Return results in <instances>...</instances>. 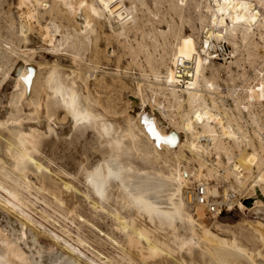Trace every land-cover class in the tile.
I'll return each instance as SVG.
<instances>
[{
  "label": "bare ground",
  "instance_id": "obj_1",
  "mask_svg": "<svg viewBox=\"0 0 264 264\" xmlns=\"http://www.w3.org/2000/svg\"><path fill=\"white\" fill-rule=\"evenodd\" d=\"M151 4L155 11L149 9ZM185 7L193 10L195 19ZM17 8L18 27L3 29L8 33L5 38L0 33V264H76L83 254L65 241L62 250L76 254L77 260L62 250L42 252L36 236L25 228L26 222L32 224L26 210L33 206L26 203L23 191L55 213L71 221L82 218V224L98 230L93 215L83 216L76 200H86L95 217H109L111 230L121 238H111L119 253L108 264H264V130L259 116L248 118L250 108L264 101V86L231 88L233 107L218 95L221 110L214 100L217 96L212 97L216 88L212 84L222 74L231 77V65L240 69L236 58L240 47L242 63L246 60L251 67L260 57L256 50L258 41H264V0H18ZM138 8L153 18L145 21L155 30L152 39H161L151 45L161 47L169 60L179 59L177 72L165 65L164 57L151 58L143 37L136 42L141 28V15L134 14ZM24 19L32 20L26 24ZM195 21L205 30L200 46L193 37ZM162 23L166 32L153 27ZM184 24L191 35L183 34ZM113 41L120 51L118 61L128 57L132 65L143 54L160 88L148 95L146 86L143 91L137 85L120 111L115 109L117 75L90 74L98 69L100 58L107 64L115 57V50L108 49ZM101 42L104 51L99 49ZM225 42L235 58L227 67L215 63L214 49ZM36 43L55 59L36 55L32 49ZM86 57L91 66L83 65ZM161 65L164 83L159 77ZM244 109L250 113L246 120H251L252 136L248 128L247 133L244 130ZM47 142L50 155L43 157ZM59 144L65 153H80L73 172L51 165ZM212 152L218 157L208 163ZM220 155L229 163L225 170L214 165L220 164ZM230 180L235 190L256 198L249 210L255 226L239 227L234 233L241 241L239 249L234 241L215 244L209 234L204 239L196 233L194 224L200 221L202 208L192 203L188 189H200L201 200L211 184ZM211 194L217 190L212 188ZM193 212L201 216L196 222ZM202 231L201 235L206 233ZM99 263L87 257L82 264Z\"/></svg>",
  "mask_w": 264,
  "mask_h": 264
},
{
  "label": "rangeland",
  "instance_id": "obj_2",
  "mask_svg": "<svg viewBox=\"0 0 264 264\" xmlns=\"http://www.w3.org/2000/svg\"><path fill=\"white\" fill-rule=\"evenodd\" d=\"M202 3H203V1H202ZM17 4H18V0H0V33H1V36H3L4 38H5V36H7L6 34H8L7 33L8 31L15 30L16 27H18L17 26L18 23H19V21H18L19 20V14L18 13L20 11L17 8ZM126 5L128 6V3ZM165 6H166L165 3L161 6L160 15L162 14L161 11H163L165 9ZM142 9H145V8H138V11H136L134 13L136 16L138 14V16H137L138 18H139V15H141L139 19H141L140 20L141 21L140 22V26L142 28V29L140 28L139 33L138 32L136 33V37H137L136 38V42H138V43L141 42L140 40L143 37V41L148 46L147 49H149L148 53L150 54L151 58L154 59V60H158V59H160V56L164 57V61L166 63L165 65H167V66L169 65V67L172 68L173 71L177 72L178 68H177L176 65L178 64V60L179 59L177 57H172L171 58V60H173V62H172L171 60H169L168 56H165L163 54V50L161 49V47L155 48L156 46H152L153 44L155 45L156 41H158V43H161V39L159 40L157 38L156 41H155V39H152L153 36H155L154 35L155 30H154V28H152L151 24L145 23V21L147 19H150L151 16L147 15L148 13L145 10H142ZM149 9L151 11H155L154 6L152 4L149 6ZM184 10L188 14V16H192V19H195V13L193 12L192 9H190V7H188V8L185 7ZM189 11H190V13H188ZM260 11L262 12L263 9H260ZM187 14L184 13V15H187ZM151 19L153 20V18H151ZM154 19L156 20L157 18H154ZM25 20L26 19H24V22L27 21L26 24L27 23L30 24V20H32V19H30V20L28 19L26 21ZM174 20L178 24L180 23V21L178 20L177 17H175ZM31 24H33V22ZM104 27H103V30H105L104 32L108 33L109 29H108L107 25H105ZM153 27H156L157 29H159V31L161 30V31H165L166 32L168 30L167 26L164 23L159 24V25L155 24ZM194 28L195 29H193L194 30L193 31V34H194L193 37L197 41L198 46H200V43H201V41L203 40V37H204L203 33H204L205 30L203 29L201 23L199 25L197 21L194 22ZM3 29H5L7 32L5 30L3 31ZM106 29H108V30L106 31ZM142 34H145V35L141 36ZM183 34L185 36H188V35L192 34V31L188 27L187 24H184ZM146 38L148 39V41L146 40ZM128 39H129V42L131 41L134 46L136 45V42L133 41L131 34H129ZM151 39L153 41H151ZM256 39L258 41V38H256ZM259 41H258V43H259L260 46L258 45L259 47L257 48L256 51L260 52L258 54V56H260V57L257 56L258 59H256V61L254 60V62L252 63L253 65L251 67H250L251 64L248 61L246 62V60H245V63H242L244 61L245 57L244 58L242 57L243 60H241L242 58H240V57H241V53H242V48L240 47V51L237 53V55L238 54L239 55L236 56V58L239 57L240 62H241V63L239 62L241 64L240 65V69H236L235 65H231L232 66L231 69H234L233 74L231 76L232 79H231V77H226L225 74L224 75L222 74L221 78L218 79L217 81H215L216 85L212 84L213 87H216L212 97L214 98L215 96H217L216 97L217 99L214 98V100L217 102V105L220 107V110L222 109V107H221L222 103L219 101L220 99L218 100V95H219V97L221 96V98L226 101V105H229V106L231 105L233 107L232 100H231L232 98L230 96L231 95V91H232L231 88H233L235 86H242V85L243 86L247 85V86H250V87H253V88H256V87L257 88H261V86L262 87L264 86V74H263L264 73V63H263V61H264L263 57L264 56H261V54L264 55V46L262 47V44L264 45V41H262V40H261L262 42L261 41L259 42ZM170 42L172 44H175V42H176L175 38H170ZM37 44H39V43H36V45H34L32 47V49L35 51V54L37 53L36 55H43V57L45 56L46 60H48V61H50L52 59L53 60L55 59L54 55L52 56V53L49 51V49H47V48L45 49L44 47L42 49L40 47V45L38 47ZM221 46H222L221 48L217 47L216 49H214L215 51H217L216 55H218L216 57V59H215L216 60L215 63L217 65H222L224 67H227V66H229L230 63L235 61V58H233L230 55L233 50H232V47L230 45H228L226 42L222 43ZM104 48H105V45L103 44V42H101L100 45H99L100 51H104ZM108 49H109V52H112L111 50H113V49L115 50V57L111 58V60L109 61V63L107 62V64H106V60L103 59V61H102V59L100 58V64L98 65V69L93 70L94 72L90 71V74L92 73L94 75H97L98 73L99 74L103 73V75H107V74H115V75H117L115 77L117 79V81L115 79V84H116L115 85V109L116 110L120 111L121 108L123 109L125 107L126 100L128 99L129 95L130 96L133 95V93L136 91L135 87H137V85L141 86V89L143 91H145V89H146V91L148 90L146 92L148 95L151 94L150 91H152L153 89L154 90L160 89L156 85L154 79H152L153 77H151L152 73L150 72L149 68L147 67V65L145 63V60H144L145 58H144L143 54H138L139 55V56L137 55L138 58L137 57L135 58V62L136 63L130 65L128 63L129 62L128 57H121L119 59V61L117 60V56L120 55V51L118 49V44L116 42H114V41L111 42V44L109 45ZM155 50H157V51H155ZM38 52L39 53L41 52V53L39 54ZM84 60H86V61H84ZM261 61H262V63H261ZM83 63H85L83 65H90V66L92 65L89 62V58L88 57L83 59ZM188 65L191 67L192 63L189 62ZM158 69H159L158 71L160 73L159 77H160V79H162V81L164 83V79L163 78L165 77V71H164L165 67L163 65H161V66H159ZM125 73H127V74H125ZM141 73L142 74L144 73L145 76L142 75ZM234 73H237L239 75H237V74L234 75ZM118 77H119V80H118ZM97 78L100 79L99 76H97ZM152 80H153V82H152ZM219 80H220V84H219ZM119 81H121L120 82L121 84L119 83ZM143 81H144V84H143ZM134 83H137V84L135 85ZM139 83H141V84H139ZM217 83H218V85H217ZM231 83H233V84H231ZM92 84L93 85L95 84V80H94V77L91 76L89 78V85L93 86ZM123 85H125L126 88L122 87ZM145 86H146V88H145ZM133 87L135 88L134 90H133ZM161 89L164 90L166 88L162 87ZM236 90H239V88H236ZM229 91H230V93H228ZM223 96H224V98H223ZM225 96H227V97H225ZM157 99L163 100L160 97H157ZM256 106L257 105H254L255 108L254 107L250 108L251 111H252L251 115H250V113L247 114L248 113V109L247 110L246 109L243 110V112H244L243 115H244V118H245L244 119L245 122L242 121V123L243 124H245L246 122H247V124L249 123L248 125L246 124L244 126V130L247 129V128L249 130H250V128L252 129V127L250 125L251 116H255L256 118L259 116L261 118L260 119L258 117L257 120H258L259 125L261 126V128L264 130V126H263L264 125V101L262 102L261 106H257V108H256ZM253 112H254V114H253ZM246 114H247V116L250 115V116H248V118H250V119L246 120L247 119ZM248 129L245 130L246 133H247ZM251 133H252V130L248 131V135L252 136ZM90 137H91V134H89L88 139ZM52 139L50 138V141ZM46 144L47 145H45V147L43 149V154H42L43 157L44 156L48 157L50 155V153H49L50 152V143L47 142ZM63 146L64 145H62V144L58 145V149L56 150L55 155H54V161L51 163V165L53 166V168L58 166V167H62L63 170H66V171H69V172H73V170L76 169V161H77L78 158H80V155H79L80 153L75 155V156L72 153H71V155L68 154V153H65L66 151H64V147ZM212 153L213 154H211L210 157L208 158V163H209V161H211V158H212V160H215L218 157V155L216 153H214V152H212ZM62 155H63V157H62ZM65 155H67V156H65ZM187 156H189V154H187ZM222 159H223V161H222ZM90 160L92 162H94L93 161L94 160L93 156L90 157ZM219 161H220L219 165L217 163L214 164V165H216V167H219L221 169L223 168V170L228 168L227 165L229 166V163H227L226 157H224L223 155H220V160ZM191 164H192L191 166L196 167V164L194 162H191ZM207 165H209V164H207ZM222 166H224V167H222ZM70 168L72 169V171H71ZM31 178H32L33 182H35V180H34V178L32 176H31ZM229 182H227V181H219L217 183L214 182L213 184H211L210 185V189H209V193L205 191L206 193H204L202 195V197H204L203 198L204 200H202V198H201V200L198 199V192H197V187L196 186H193V188H191V187L188 188L189 191L191 192V194L193 195L192 203H194V205L200 206V209L202 208V210H201V216L202 217L199 214H197L198 216L201 217V218H199L197 216L200 221H197V217H196L195 213L194 212L192 213L193 220L197 221V222L195 221L196 222L195 224L193 223L195 225V226L194 225L193 226L197 228V230L195 229L197 234H199L200 236L204 235L202 238L205 239V237H207V239H209V238L211 240L213 239V242L215 244L221 243L222 239H223V242H226V241H224L226 239L229 242L234 241L235 245H236L235 248L239 249L241 241H240V239H238L236 237L234 238V233L238 230L239 227H249L248 225H250L254 221V217H253V215H251V212L249 210L252 211L254 209L256 198L254 197V195L249 196L247 194L248 191H246V192H238L237 190H235L230 185L231 183H233V180H230ZM212 188H215L217 190V194L216 195H212L211 194V189ZM26 193L27 192L23 191V198L27 201L26 203H28V205H31V207L33 206L31 208L32 212L31 211L29 212V210L28 211L26 210V212L28 214H30L29 216L31 218H33L34 221L32 220V224L26 222L25 223L26 224L25 228H27L30 232H32L36 236V238L38 239V243L40 244V247H41V250H42L43 253L48 254V253H51L53 251L62 250L64 245H65L64 243L68 242V244L70 243V245H73V246L75 245L74 247L77 248L79 251H82V253H83V254H80V260H77V258L75 257L76 254H74V255L70 254V256H69V252L66 253V251L64 252V250H62L70 258H71V256L72 257L74 256L72 259L75 260V258H76V260H77V261H75V263L77 262L76 264H82L83 262L85 263V261L87 260V257L92 258L93 260L97 261L98 263L100 262L99 264H108V260L109 259H114V260L118 259L117 257H118V253L119 252L116 250V247L113 245L114 243H110V242H113V241H111V238L119 240L121 238V236H120L121 234L118 233L119 234L118 235V234H116L117 231L111 230V228L109 226L110 219L106 215L105 216L102 215L100 217L99 216L95 217L94 216V211H92L90 209V207L87 204L86 200H83V199L76 200L80 204V207H79L80 212L85 217L89 216L88 218H90L93 215V217L95 218L96 223L100 227L99 230H98V228H96L95 226L90 225L89 223L82 224V222H81L82 218L81 219L78 218L80 221L78 219H77L78 221L77 220L71 221V219L69 217L65 218L64 216H62V215H60L58 213H55L50 208H47L46 205L43 202H41L39 199L37 200V198L34 195L28 194V193L26 194ZM31 201H34L33 202L34 204ZM239 203H241L243 205L242 208H239V205H238ZM44 209H45L46 212H44ZM249 214H250V216H249ZM15 219H16V217H15ZM63 219H64V221H63ZM23 222H25V220H23ZM78 222L81 223V225H79ZM199 222H201L203 225L205 224L204 225L206 227L205 231H204L203 225L201 223H199ZM251 225L255 226V224H251ZM198 226L201 227V228L199 229ZM207 230H208V232H206ZM201 231L203 233H205V232L206 233L201 235L200 234ZM104 232H107V234L104 233ZM211 233L213 234L212 236H211ZM54 234L59 236L58 239H54V236H55ZM206 234H209L210 236L206 235ZM208 236H209V238H208ZM231 236H232V238H231ZM117 237H119V238H117ZM216 240H219V241H216ZM115 253L117 254V256H116ZM85 256H86V258H85ZM122 264H125V263L123 262Z\"/></svg>",
  "mask_w": 264,
  "mask_h": 264
},
{
  "label": "built area",
  "instance_id": "obj_3",
  "mask_svg": "<svg viewBox=\"0 0 264 264\" xmlns=\"http://www.w3.org/2000/svg\"><path fill=\"white\" fill-rule=\"evenodd\" d=\"M197 192L201 193V192H200V189H199V191L197 190ZM203 198H204V197H202V200H204Z\"/></svg>",
  "mask_w": 264,
  "mask_h": 264
}]
</instances>
